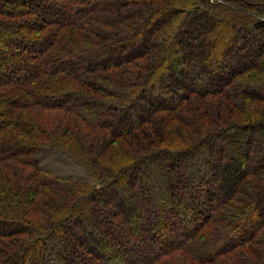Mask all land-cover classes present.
<instances>
[{
	"label": "trees",
	"instance_id": "trees-1",
	"mask_svg": "<svg viewBox=\"0 0 264 264\" xmlns=\"http://www.w3.org/2000/svg\"><path fill=\"white\" fill-rule=\"evenodd\" d=\"M0 264H264V0H0Z\"/></svg>",
	"mask_w": 264,
	"mask_h": 264
},
{
	"label": "rangeland",
	"instance_id": "rangeland-1",
	"mask_svg": "<svg viewBox=\"0 0 264 264\" xmlns=\"http://www.w3.org/2000/svg\"><path fill=\"white\" fill-rule=\"evenodd\" d=\"M223 2V1H222ZM87 233H89V232H87ZM92 233V232H91ZM62 242H64V241H62ZM62 246H64L65 247V245L64 244H62Z\"/></svg>",
	"mask_w": 264,
	"mask_h": 264
}]
</instances>
